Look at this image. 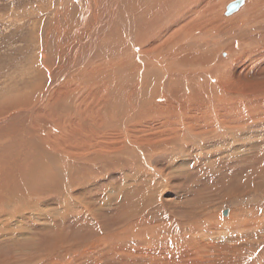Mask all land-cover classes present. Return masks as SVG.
<instances>
[{
  "label": "rangeland",
  "instance_id": "rangeland-1",
  "mask_svg": "<svg viewBox=\"0 0 264 264\" xmlns=\"http://www.w3.org/2000/svg\"><path fill=\"white\" fill-rule=\"evenodd\" d=\"M223 1L218 0L217 3L222 5L220 18L226 21H217L215 29L202 28L196 36L192 35L193 29L189 31L187 34L190 37L185 46L187 50L185 55L191 54L193 59L185 56L191 59L189 63L180 65L176 62L174 65H169L168 70L172 72L180 67L206 68L223 61V68L226 70L228 67L229 71L232 70L230 82L234 84L236 91L221 93L219 81L213 79H201L202 85L191 87L194 92L182 91L177 83L169 85L168 92H178L179 102H172L175 106H172L174 115L169 116L172 119L167 118L169 121L166 127L162 126V123L156 124L157 119L165 120L160 118V114L152 115L144 121L135 120V116L130 118L126 110L123 111V115H116L113 112L109 116H100L98 112L95 115L94 109L92 112L84 109L88 101L82 103L84 93L88 91L81 93L78 98L67 96L63 103L67 114L63 115L61 120L59 113L51 116L49 122L54 126H60L58 124L61 122L60 129L64 124L63 130L66 132L70 129L75 130V122L69 117L71 114L79 113L96 123L106 136L115 134L114 137L119 138L122 134V138L125 137L124 144L116 143L117 145L101 149L102 157L94 160H102L97 163L96 168L100 176L97 174L89 178L90 180L75 183L72 188L74 191L82 183L90 181H104L108 187L98 183L96 192L90 190L93 194L86 193L83 197L82 193H77L78 199H74L73 204L79 200L86 201L91 208L89 210H93L91 212L93 217H90L88 211H81V207L76 206V209L75 204L71 207L70 195L66 194L63 197L56 194L51 197L48 192H44L45 194L42 192L41 197L28 205L54 199L64 210V212L59 210L53 217L54 220L57 218L55 221H58V226L61 228L56 232L36 234L32 228L34 225L25 224L24 229L19 227L17 233L25 236V239L18 244L11 242L8 246L10 249H0V264H264V151L258 153L257 161L244 157L236 150L238 145L244 144L242 138H245L247 130L264 129L262 116L264 94L258 92L257 96L250 97V93L239 90L242 84L264 82V73L258 75L261 71L258 60H264V22H261L264 17V7H259L256 14L253 10L242 14L246 16L247 24L225 23L232 14H239L250 2L244 0L235 12L227 16L224 6L227 5L228 0L222 4ZM233 1L235 0H230L228 5ZM253 1L255 0L251 2ZM46 3H49V0H0V118L16 112L17 108L35 106L47 91L50 80L47 71L44 76L38 78L37 68L42 66L37 65L36 62L40 61L39 49L34 45L33 35L37 32L39 22L49 14ZM40 4H45L43 7H46V10L41 11L37 8L33 17H30L29 13L32 9ZM76 7H79L78 3L72 8ZM219 10L220 8L217 11ZM202 35H205L207 43L199 40ZM103 45L106 46L108 43L103 42ZM33 46L35 48H32ZM134 52L138 53L139 49ZM162 54H164L163 58L170 61L169 52ZM259 56L260 58L257 59ZM52 57L54 55L51 54L53 62L55 58ZM238 57L244 58L242 61L245 65L234 66ZM204 58L205 62H203ZM127 64L125 67L131 70V75L126 78L119 74L120 71L116 68L118 64L115 63L112 68L110 65L105 66L100 71L101 77L95 76L97 81L91 80L94 83L100 82L101 91L114 89L117 94L120 91L123 95L120 103L124 109L128 108L130 99L133 103L132 91L127 89V85L138 83L139 86L147 87L149 80L154 83H160L159 81L162 80V74L153 69V65H148L149 63L147 65L151 67L148 68V73H140L138 77L136 74L133 75L134 72L132 73L136 69L133 62ZM146 67V64H142V70ZM117 83H122L123 86L119 87ZM259 88H262V85ZM155 90L157 89L153 90V97L156 96ZM216 93L219 94L220 100L225 97V100L218 105L221 109L220 107L214 109L213 106L211 110H205V114H209L208 116H211L217 124L209 127L210 122L207 121L202 125L203 110L195 111L194 114L190 112L194 105L203 103L201 99L207 103L217 101ZM97 98L98 95H93L91 99ZM108 98L109 96L106 99ZM101 107L102 104L98 103L97 108L101 109ZM260 109H263L262 114L256 112L252 114L261 117H247L251 112ZM188 114L195 115V124L198 128L190 125ZM146 123L151 125L144 130L141 128V132L129 141L128 135L132 133L131 129L134 126L140 128ZM249 126L253 128L246 129ZM174 127L175 129L178 127L179 134L171 131ZM229 127L237 129L232 133L228 132ZM204 131H209V135ZM61 134L62 132L55 134L51 132L49 137L53 138ZM204 135L208 136L203 137ZM223 140L232 146L219 147L218 144ZM250 142L251 139L248 140L249 144ZM10 143V138H0V149L8 147ZM91 154H94L93 150L88 153ZM66 160L59 161L58 170L65 175V178L73 180L77 175L74 166L78 161L67 158ZM71 161L73 164L70 163ZM84 161L87 162L89 159ZM250 161L260 164L255 168L251 167L252 172L244 173V168L248 162L251 163ZM29 163H33V160L31 159ZM46 172L48 173H44V176L39 178L42 188L57 192L52 186L58 183L59 186H63L62 179L53 171ZM143 178L148 182L144 184L136 182ZM156 183L160 184L156 186ZM118 189H121L123 194L116 192ZM225 209H228V212L223 216ZM94 211L97 214L100 212L99 216ZM229 211L232 212V219L224 221L229 218ZM114 212L119 216H115L118 214ZM16 213L17 211L11 213L13 219L16 218ZM101 219L103 220L100 222ZM105 221L106 224L108 222L111 224L106 225ZM189 224L192 226L190 227ZM130 225L137 234L131 230L126 233L120 232ZM181 249L182 253L176 254V251ZM184 254L188 255L187 259H180Z\"/></svg>",
  "mask_w": 264,
  "mask_h": 264
},
{
  "label": "bare ground",
  "instance_id": "bare-ground-1",
  "mask_svg": "<svg viewBox=\"0 0 264 264\" xmlns=\"http://www.w3.org/2000/svg\"><path fill=\"white\" fill-rule=\"evenodd\" d=\"M225 1L226 0H224L222 4ZM229 1L230 0L226 2L227 5ZM247 1L250 3H248L239 14H232L225 23L234 22V24H247L246 16H243L242 14L249 10H253V13L256 14L259 7H264V0H255L253 2H251L252 0ZM217 2L218 0H49V3H46L49 14L44 18L46 21H43L44 19H42L39 22L37 32L33 35L34 45L39 49L38 55L40 61L36 62L37 65L42 66V68H37L38 78L41 75L44 76L48 72L47 74L50 81L48 83L47 91L35 106L17 108L16 112L0 118V138L8 137L11 139V143L8 147H2V149H0V210H2V213L0 214V249H10L8 246H10L11 242H16V244H18L20 241L24 240L25 236H20L17 231L19 227L23 228L25 224L29 226L34 225L32 228L36 234L56 232V230L61 228L58 226V221H55L57 218L54 220L53 217L58 214L59 210L63 209L60 208L59 203L56 204L57 202L54 199L45 198L47 200L28 205L31 201L41 197L44 192H48L51 197L56 194L63 197L66 196V194L70 195V197H68L69 200H71V207L75 204V208L76 206L81 207V211L86 210L90 213V217H93L91 216L93 210H89L91 208L86 201L79 200L74 204L73 201L74 199H78L76 197L77 193H82L83 197H85L84 195L86 193H89L90 195L96 192L98 183L108 187L104 181H90L82 183L74 191L72 188L75 183L78 184V182L86 179L90 180L89 178L93 176L95 177V175L98 174V171L96 172L97 163H100L102 160H94L102 157L101 149L103 147H110L116 143L124 144L125 137L123 136L122 138L121 133L119 138H115V134L113 136H106L104 134L105 132L103 133L100 131L101 128L98 127L96 123L79 113L75 115L71 114L69 117V119H73V122H75V130L70 129L66 132V130H63L64 124H62V128L60 129L61 122L58 124L60 126H54L49 122L51 116H55V113H59L61 120L63 115L67 114L63 108V103L67 96L78 98L81 93L88 91L84 93L82 103L88 101L84 109L90 112L94 109L95 115L97 112L100 116H109L112 112L116 113V115H123V111L126 110V112H129L130 118L135 116V120L144 121L151 118L152 115L155 116L156 114H160V118H164L165 120L157 119L158 121H156V124L162 123V126L166 127V124H168L167 121H169L168 119H172V117H169L173 114L172 106L174 105H172V102H179L178 92H168L167 87L169 85L177 83L182 91L194 92L191 87L199 84L202 85L201 79H213L219 81L221 93L236 91L234 84L230 82V74L232 70L229 71L228 67H226L225 70L223 68V61H218L214 65L206 68L180 67L176 71L171 72V70H168L170 68L169 65H174L176 62L180 65L189 63L191 59L185 56L193 57L191 54L185 55V46H187V40L190 37L189 34H187L189 31L193 29L192 35L196 36L202 28L215 29L214 26L217 24V21H226L220 18L222 5ZM75 3H78L79 7L73 9L72 7ZM56 4L58 5L55 6ZM44 5L45 4H40L33 8L29 13V16L33 17L37 8L41 11L46 10V7H43ZM227 5L224 6V10ZM219 8L220 10L217 11ZM261 14L259 13V15ZM262 21L264 22V17H262L261 22ZM35 28L36 27L34 26V31L36 30ZM199 40L202 43H205V35H202ZM103 42H107L108 45L104 46ZM32 48L35 47L33 46ZM137 48L139 49V52L135 53L134 50ZM164 52L170 53V61L163 58L164 54L162 53ZM51 54L54 55L52 58H55V61H53L54 64L51 61ZM259 58L260 56L257 59ZM242 59L244 58L238 57L234 66L245 65ZM203 60V62H205V58ZM127 61L128 64L132 61L134 66H136V69L132 71V73L134 72L133 75L136 74V77H138L140 73H148V68L151 67L148 65H153L152 68L162 74V80L159 81L160 83H154V81L149 80L150 83L147 82V87H144L143 85L139 86L138 83L127 85V89L132 91L133 103L130 99L128 108L124 109L120 103L123 96L122 93L120 94V91H118V94L114 89L101 91L100 82L94 83L91 80H96V77L100 78V71L107 65H110L112 68L115 63L118 64L116 68L120 71L119 74L126 78L128 75H131V70H128L127 66V68L125 67ZM40 62L42 64H40ZM119 63L121 65H119ZM147 63L149 64L147 65ZM142 64H146L147 66L143 70ZM258 64L261 66V71L258 72V75H262V73H264V60H258ZM89 81H91L90 84ZM121 84H118L119 87L123 86V84ZM75 85H78L79 87L77 88ZM261 85L262 88H259ZM154 89L157 90H155L156 96L153 97ZM141 90L143 92L141 93L142 97L140 94ZM239 90L244 93H250V97L257 96L258 92L263 95L264 82L262 81L251 85L242 84ZM192 94L194 95V93ZM216 94L218 96L217 101L207 103L201 99L200 101L203 103H197L194 105L190 112L193 113L195 111L199 112L203 110V112H201L202 125L207 121L210 122L208 124L209 127L217 124L212 120L211 116H208L209 114H205V110H211L213 106L214 109L217 107L219 108L220 106L218 105L225 100V97L220 100L219 94ZM93 95H98V98L92 100L91 98ZM105 96L106 98L109 96V98L106 99ZM194 98L195 97H193L192 100H194ZM98 103L102 104L101 109L97 108ZM232 106L234 107V104ZM81 107H83V105ZM219 109H221V107ZM262 111L263 109L253 111L247 117H261V115L253 116L252 113L256 112L262 114ZM165 114L167 115L163 117L162 115ZM262 116L264 117V115ZM188 118L189 123L191 122L190 125L194 128H198V125L195 124V115L188 114ZM106 123L108 122L106 121ZM150 125V123H146L140 128L134 126L131 129L132 133H129V135L127 134L129 136L128 140H133L136 135L141 132V128L144 130V128ZM252 128L253 127L249 126L246 129ZM176 129L175 127L171 128V131L179 134L178 127H176ZM236 129V127H229L227 130L228 132L233 133ZM224 131L226 130L224 129ZM51 132L53 134L62 132V134L51 138L49 137ZM204 133L209 135V131H204ZM207 136L204 135L203 137ZM244 137L245 138H242L244 144L238 145L236 150L250 160H257L259 156L258 153L264 151V129L256 131L247 130ZM184 138H186V135H184ZM249 139H251L250 144L248 143ZM218 145L221 148L232 146L230 143L224 142V140ZM167 146H164V148ZM154 149L156 150V148ZM91 150L94 151V154L88 155ZM251 150H253V152H251ZM220 154L223 155V153ZM65 157L70 160L78 161V164H75L74 166V171L77 175L73 180L72 178H65V175L58 170L59 161H67ZM239 158L241 157H238V159ZM31 159L33 160V163H29ZM85 159H89V161L85 162ZM70 163L73 164V161ZM241 164L243 163L241 162ZM241 164H238V166ZM259 164L255 161L254 163L248 162L246 168H244V165L242 166V168H244V173L253 170V168ZM247 165H250V167L248 168ZM46 171H53L62 179L61 184H63V186L60 185V187L59 183L58 185L52 186L57 192L55 190L53 192L52 189L46 190L42 188L39 178L44 176V173L47 174L48 172ZM162 174L161 176H164ZM152 180L154 181V177ZM136 182L144 184L148 181L143 178L138 179ZM156 184V186H158L160 183ZM150 188H152V185H150ZM116 192L123 194L121 189H118ZM105 195H107V193ZM13 211H17L15 219L11 216ZM117 212H114V214ZM94 213L97 214L95 211ZM99 213L97 216H99ZM231 213L232 212H230L229 218L224 221H231ZM100 215L103 216L102 214ZM115 216H119V214H115ZM102 220L103 219H101L100 222ZM128 222L132 221L128 220ZM108 223L106 224L105 221L106 225H108ZM101 224L104 223H100V225ZM104 228L110 230L108 227ZM92 229L94 230V228ZM130 230L132 232L135 231L136 233V230H134L131 225L120 232L126 233ZM138 235L143 236V234ZM177 253L181 254L182 249L176 251V254ZM184 256L179 257L180 259H187L186 257L188 255L184 254Z\"/></svg>",
  "mask_w": 264,
  "mask_h": 264
},
{
  "label": "water",
  "instance_id": "water-1",
  "mask_svg": "<svg viewBox=\"0 0 264 264\" xmlns=\"http://www.w3.org/2000/svg\"><path fill=\"white\" fill-rule=\"evenodd\" d=\"M244 0H235L226 7V15H230L235 12L243 3ZM228 209H225L222 213L223 216L227 215Z\"/></svg>",
  "mask_w": 264,
  "mask_h": 264
}]
</instances>
